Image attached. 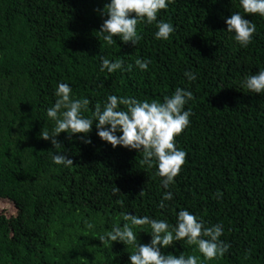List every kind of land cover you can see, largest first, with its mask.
<instances>
[{
    "label": "trees",
    "instance_id": "1",
    "mask_svg": "<svg viewBox=\"0 0 264 264\" xmlns=\"http://www.w3.org/2000/svg\"><path fill=\"white\" fill-rule=\"evenodd\" d=\"M107 2L0 0V201L14 207L10 214L0 209V264H129L131 245L102 244L99 236L131 225L127 214L174 225L181 208L205 226L221 223L220 239L230 247L206 260L182 240L165 254L195 255L201 264H264V93L239 84L264 68V17L244 13L239 0H171L157 16L174 26L167 40L155 38V21H139L136 45L116 35L108 45L99 33ZM234 11L256 25L247 47L226 30ZM101 57L123 58L130 68L101 72ZM137 58L151 61L147 70L135 66ZM186 70L197 79L188 81ZM57 82L70 84L72 98H88L86 117L109 94L162 101L176 87L191 90V122L174 138L186 152L174 183L163 188L141 152L102 141L95 122L87 134L59 133L58 148L42 139L39 132L54 126L46 109ZM84 135L91 143L78 139ZM60 151L72 165L52 162L50 154ZM166 191L173 198L161 208ZM133 231L139 244L150 242V225Z\"/></svg>",
    "mask_w": 264,
    "mask_h": 264
},
{
    "label": "clouds",
    "instance_id": "2",
    "mask_svg": "<svg viewBox=\"0 0 264 264\" xmlns=\"http://www.w3.org/2000/svg\"><path fill=\"white\" fill-rule=\"evenodd\" d=\"M171 0H108L101 10V15H106L100 25L99 33L103 40L111 45L114 35L119 36L123 42L136 45L140 39L137 31L139 21L145 23L156 22V39L167 40L174 32V26L167 21L158 20L160 10L166 9ZM239 6L244 13L259 14L264 17V0H239ZM134 13V15H132ZM227 31L233 34V39L242 47H247L252 41L256 25L246 18L240 11H234L225 18ZM135 66L140 70H147L151 61L137 58ZM130 66L125 65L123 58L110 61L101 57L100 71L108 73L117 70L127 71ZM184 76L188 81H195L197 73L186 70ZM239 84L250 93H264V68L255 74L244 76ZM72 88L65 82H57L54 92L56 97L51 107L46 109L47 116L54 121V126L39 136L50 141L54 148L60 147L56 139L59 133L87 134L92 130L95 122L96 135L110 143L115 148L117 145L136 150L142 153V163L148 167L156 166V174L162 178V187L167 189L174 183V178L180 173L181 166L185 163L186 152L178 148L175 137L190 124L191 109L185 105L193 99L191 90L176 87L174 92L158 100H138L133 96H118L109 94L103 102V107L96 104L91 116H84L82 110L87 111L88 98H72ZM124 106L123 108L119 107ZM71 138V135H69ZM84 143H91L86 135L78 137ZM51 160L56 165L64 167L73 164L72 158L64 151L50 154ZM115 194L117 187L112 189ZM221 193H216L219 199ZM173 194L166 191L159 206L164 207V201L171 200ZM123 204V201H119ZM122 227L114 225L112 230L99 236L102 244L119 241L131 245L133 251L129 255V264H201L195 255L165 254L162 249L174 246V242L185 240L188 245H195L206 260L223 256L230 244L221 240L224 227L221 223L205 226V221L181 208L176 212V221L170 225L165 219H154L148 216H135L127 214ZM150 225L151 240L147 244L137 242V234L133 226ZM91 229L93 224L87 223Z\"/></svg>",
    "mask_w": 264,
    "mask_h": 264
},
{
    "label": "rangeland",
    "instance_id": "3",
    "mask_svg": "<svg viewBox=\"0 0 264 264\" xmlns=\"http://www.w3.org/2000/svg\"><path fill=\"white\" fill-rule=\"evenodd\" d=\"M0 209L5 212H9V214L14 211V207L12 206V204L6 201H0Z\"/></svg>",
    "mask_w": 264,
    "mask_h": 264
}]
</instances>
